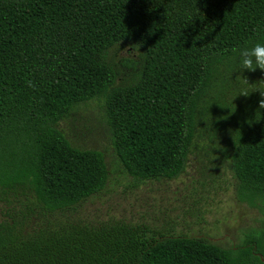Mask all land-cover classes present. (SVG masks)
Segmentation results:
<instances>
[{
	"label": "trees",
	"instance_id": "obj_1",
	"mask_svg": "<svg viewBox=\"0 0 264 264\" xmlns=\"http://www.w3.org/2000/svg\"><path fill=\"white\" fill-rule=\"evenodd\" d=\"M257 43L264 0H0V188L32 195L0 221V264H264V226L223 248L146 224L71 221L67 213L103 192L110 172L103 152L74 146L59 129L103 99L125 172L176 180L208 129L211 92L239 65L233 49ZM121 44L140 61L135 79L117 84L108 55ZM261 99L257 91L235 117L225 110L221 123L231 126L223 145L238 198L254 208L264 206Z\"/></svg>",
	"mask_w": 264,
	"mask_h": 264
},
{
	"label": "rangeland",
	"instance_id": "obj_2",
	"mask_svg": "<svg viewBox=\"0 0 264 264\" xmlns=\"http://www.w3.org/2000/svg\"><path fill=\"white\" fill-rule=\"evenodd\" d=\"M108 58L118 72L117 84L135 79L138 49L121 44L109 52ZM241 75L254 86L238 80ZM260 81H264V71L259 69L241 73L238 65L223 72L210 95L215 110L207 122L208 129L202 131L185 172L176 180L141 182L125 172L104 122L103 99L76 109L59 124V129L74 146L103 152L110 179L103 192L87 200L76 213H67L72 216L70 220L146 224L162 236L201 238L223 248L242 245L247 233L264 226V206L254 208L240 202L239 182L232 171V149L223 145L231 126L221 123L228 116L225 110L235 117L245 109L257 94L252 91L264 87L255 85ZM245 89L252 93L239 95ZM30 200L29 193H4L0 188V221L8 211H20ZM34 221L36 224L40 219Z\"/></svg>",
	"mask_w": 264,
	"mask_h": 264
},
{
	"label": "clouds",
	"instance_id": "obj_3",
	"mask_svg": "<svg viewBox=\"0 0 264 264\" xmlns=\"http://www.w3.org/2000/svg\"><path fill=\"white\" fill-rule=\"evenodd\" d=\"M233 51L238 52L239 55V72L243 73L245 70L249 72H255L257 69L264 71V44L257 43L251 48L244 50L233 49ZM238 80H243V82L249 86H254L250 85L247 78L243 77V75H241ZM259 84H264V81H260L255 85ZM255 91H259L261 96L264 97V88H256L252 92ZM251 93L245 89L242 90L239 95L249 96ZM260 109H264V99H261L260 101Z\"/></svg>",
	"mask_w": 264,
	"mask_h": 264
}]
</instances>
